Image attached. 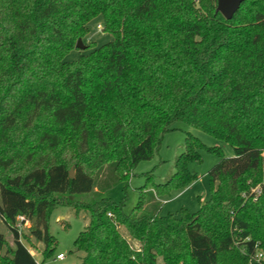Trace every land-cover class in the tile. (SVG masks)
Returning a JSON list of instances; mask_svg holds the SVG:
<instances>
[{
    "label": "trees",
    "instance_id": "trees-1",
    "mask_svg": "<svg viewBox=\"0 0 264 264\" xmlns=\"http://www.w3.org/2000/svg\"><path fill=\"white\" fill-rule=\"evenodd\" d=\"M97 15L112 39L65 60ZM175 121L233 155L187 133L175 172L159 183L147 173L125 213L102 193L150 159ZM200 149L219 156L208 198L160 214L157 194L196 179L186 162ZM263 151L264 0H243L231 19L216 0H0V220L11 232V244L0 232V264H39L18 215L42 257L53 252L58 204L88 212L78 264H264Z\"/></svg>",
    "mask_w": 264,
    "mask_h": 264
},
{
    "label": "rangeland",
    "instance_id": "rangeland-1",
    "mask_svg": "<svg viewBox=\"0 0 264 264\" xmlns=\"http://www.w3.org/2000/svg\"><path fill=\"white\" fill-rule=\"evenodd\" d=\"M101 25V29L97 25ZM88 31L81 37L85 48H72L65 55L67 61L77 59L81 54H85L109 40L112 34L104 29L103 18L97 15L87 23ZM187 133L197 137L206 146H217L221 149L225 157L233 155L232 146L223 139L217 138L201 129L189 126L185 122L175 121L171 124V129L164 133L158 151L148 160L139 161L131 170L125 180H122L102 193L115 202L123 201L122 209L125 213H130L136 205L139 197L138 187L146 183L147 173H151V180L155 183L164 182L175 172V161L177 156L183 151L184 140ZM200 161L191 159L186 162L189 172L196 174V179L187 186L169 190L168 194H157L160 201V214H179L181 208L189 212L196 211L200 204L209 196V175L210 168L218 162L219 156L206 149H200ZM73 169V168H72ZM84 198L89 195H81ZM88 221V212L81 210L78 215L74 209L68 205L58 204L50 214L49 229L55 237L54 250L46 257H42L40 251L43 244L36 241L29 234L28 225L22 231V242L30 250L31 254L39 264H78L83 253L74 248V239L84 228ZM67 224L64 226V224ZM121 234L126 237L133 247H138V242L130 237L123 226L119 227ZM0 232L11 244V232L0 220ZM24 234L28 238L24 237ZM63 253L64 258L56 259L57 253ZM264 257V251H263Z\"/></svg>",
    "mask_w": 264,
    "mask_h": 264
},
{
    "label": "water",
    "instance_id": "water-1",
    "mask_svg": "<svg viewBox=\"0 0 264 264\" xmlns=\"http://www.w3.org/2000/svg\"><path fill=\"white\" fill-rule=\"evenodd\" d=\"M243 0H216V11L220 12L224 18L231 19L234 13L238 10ZM76 48H85L81 38H78L75 43ZM70 177L74 176L72 168L69 170Z\"/></svg>",
    "mask_w": 264,
    "mask_h": 264
},
{
    "label": "built area",
    "instance_id": "built-area-1",
    "mask_svg": "<svg viewBox=\"0 0 264 264\" xmlns=\"http://www.w3.org/2000/svg\"><path fill=\"white\" fill-rule=\"evenodd\" d=\"M97 27L99 29H101V25L98 24ZM262 156L264 157V151L262 152ZM263 182H264V170H263ZM251 191H252V194H254V196L256 197L261 191L260 186L259 185L255 186L254 188H252ZM243 196H245L244 193H243ZM108 214L110 215V213H108ZM23 219H24L23 216L18 215L17 219H16V223H15V227L17 228V230H18V232L20 234L22 233L24 227L29 224L28 220H26L25 222H22ZM263 251L264 250H262V249H258L256 251V260L258 262H264ZM63 258H64V254L63 253L59 252V253L56 254V259L61 260Z\"/></svg>",
    "mask_w": 264,
    "mask_h": 264
}]
</instances>
